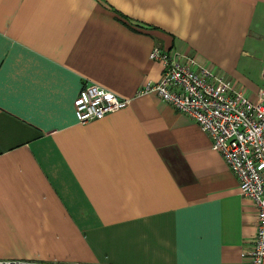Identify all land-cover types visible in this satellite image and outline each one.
Returning <instances> with one entry per match:
<instances>
[{"label": "crops", "instance_id": "crops-1", "mask_svg": "<svg viewBox=\"0 0 264 264\" xmlns=\"http://www.w3.org/2000/svg\"><path fill=\"white\" fill-rule=\"evenodd\" d=\"M155 45L252 94L264 0H0V260L248 264L255 204L194 120L138 93ZM87 83L128 106L79 123Z\"/></svg>", "mask_w": 264, "mask_h": 264}, {"label": "built area", "instance_id": "built-area-1", "mask_svg": "<svg viewBox=\"0 0 264 264\" xmlns=\"http://www.w3.org/2000/svg\"><path fill=\"white\" fill-rule=\"evenodd\" d=\"M150 60L162 64L161 79L147 82L139 94L152 93L177 112L194 120L211 138L238 180L240 195L257 208L256 232L247 253L248 264H264V86L250 94L193 57L155 45ZM259 78L264 83V59ZM129 101L95 85L84 84L74 101L79 123L101 120L125 109ZM0 264H66L34 260H0Z\"/></svg>", "mask_w": 264, "mask_h": 264}]
</instances>
